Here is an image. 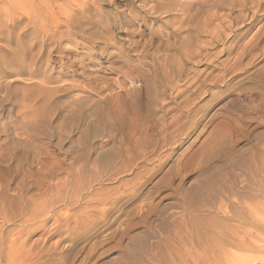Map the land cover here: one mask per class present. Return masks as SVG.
Returning <instances> with one entry per match:
<instances>
[{
  "label": "rangeland",
  "instance_id": "obj_1",
  "mask_svg": "<svg viewBox=\"0 0 264 264\" xmlns=\"http://www.w3.org/2000/svg\"><path fill=\"white\" fill-rule=\"evenodd\" d=\"M0 246L264 264V0H0Z\"/></svg>",
  "mask_w": 264,
  "mask_h": 264
},
{
  "label": "bare ground",
  "instance_id": "obj_2",
  "mask_svg": "<svg viewBox=\"0 0 264 264\" xmlns=\"http://www.w3.org/2000/svg\"><path fill=\"white\" fill-rule=\"evenodd\" d=\"M238 1V0H237ZM226 2V1H225ZM244 3H245V0H244ZM251 3V2H250ZM253 4V3H252ZM257 4V3H256ZM241 5V4H240ZM251 6V5H250ZM185 7V6H184ZM241 7V6H240ZM239 7V8H240ZM243 7V6H242ZM253 7V6H252ZM257 7V6H256ZM254 8V7H253ZM245 9V8H244ZM242 11V10H241ZM254 20H257L256 16L254 17ZM25 49V48H24ZM163 77V76H162ZM155 79V78H154ZM157 80V79H156ZM21 142H19V145H20ZM22 144V143H21ZM237 235V234H236ZM1 247V246H0ZM235 257V256H234Z\"/></svg>",
  "mask_w": 264,
  "mask_h": 264
}]
</instances>
